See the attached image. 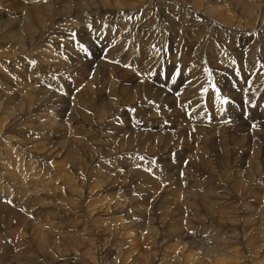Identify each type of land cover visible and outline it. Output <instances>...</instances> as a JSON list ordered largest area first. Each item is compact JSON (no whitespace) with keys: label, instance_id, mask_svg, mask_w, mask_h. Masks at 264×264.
<instances>
[{"label":"rangeland","instance_id":"obj_1","mask_svg":"<svg viewBox=\"0 0 264 264\" xmlns=\"http://www.w3.org/2000/svg\"><path fill=\"white\" fill-rule=\"evenodd\" d=\"M2 1H1V3H3L5 6L6 5L7 6L5 7L3 4L0 3L1 4L0 9H2V8L6 9L8 6L10 8H7V9H10V10L12 9V4H10V3H12V1H9V0H2ZM74 1L75 0H66L65 2H64V0H38V4L42 3L43 5L41 4V7H43L45 10L50 12L54 17L52 19L47 18V19H45L46 21L45 20L43 21L45 24V27L42 28L43 29L42 31H44V32L41 31V34L43 33L42 37L45 36L46 31H50V29L52 30L55 27L59 28V26H60V28L57 29L56 31L61 30L60 33L67 35V37L65 36V39H64L62 34L59 35L58 33H55V35H54L55 37L53 38L52 42H48V43H45L42 41L38 42L35 45L38 47V50L40 51V47H42L41 49L43 51H45V47H44L45 45L44 44L51 45L50 47L54 48L55 52L58 50L56 52L57 54L61 55L64 53L63 57L66 59H69L71 62L76 61V63H77L78 61H84V62L85 61H93L94 62V64L92 65L93 67L101 69L104 73H106V75L104 77H101V74L99 72H94L95 73V75H94V73H92L89 70L88 73L85 74V76L90 75L87 78V80H89L90 77L92 76V80H95V77H96V78H98V82H99L100 79L113 76V73L116 74V76L119 77L120 79H125L126 77H130L132 80H137V81L133 82L132 84H130V86L137 85L138 87L132 88L133 90L126 89V92H124L121 96H127L128 98H132L136 95L137 92L141 93L143 89H146V90L149 89L153 95V98L155 97L156 94H161V97L158 98L156 100V102L154 103L152 101V99H147L143 95L144 102L141 103L139 106L136 104H126L125 107L121 111H119L118 113H116L112 117L106 118L105 116L109 114V111L105 110V108H107V106H108V102L103 99L101 94L94 93L93 91H90L89 100H90V102L93 103V112H94V115L92 114L93 120L91 119L87 122L84 120L76 121L75 119H73L71 121V120L67 119V116H65L66 119L64 117V119L67 120V122L69 123V125L67 127L69 128L68 132L71 130L70 131L71 134L67 133V135L64 137L65 139H63L61 141L63 143H61L59 146H57V149L59 148L60 152H59L58 156L47 161L48 162L47 164L49 165V167H46V168L43 167L40 170V172H41V178L40 179H44V181L49 180L50 178H51V180H54V178L56 176H57V178L60 176L59 177L60 180L56 181V186L44 184L46 187H43L44 185L41 183L40 187H38V189L40 188L39 192H38V197H36V198L33 197V199L31 201H30V199L32 196L30 197V195H28L30 197V199H23V200L20 199L17 202L15 201L16 196L11 198V200L9 199L10 201L8 200V202L4 199V197H0V264H27V263L28 264H72L68 261L69 258H71V256L77 257L81 262H83V264H85V263L86 264H99L100 262H101L100 264H104L102 261L105 260V258L102 257V251H101L106 246L105 245L103 247L104 243L109 245L110 243L111 244L115 243L116 240L120 241V238H121V240L124 238L123 241L127 240V238H128V236H127V238L125 236V235H127L126 232L128 229L125 228L124 230H119L117 228L118 225L116 224V222L115 221L111 222L108 219H112V217H113V219H116V217L117 218L118 217H122V218L125 217L126 218L129 214H130L129 216H133L132 219L135 218L133 220V222L136 221V219L138 220L137 222H134L135 224H137V226L133 227L134 229H132V230H134L135 233L133 232L132 235L138 233L136 235V237L138 239L142 235H144V236H142V239L140 238V240H138L134 236H132L131 239H129V240L130 241L132 240V242L137 244V246L140 245L139 248H137L139 253L136 255L139 256L142 254L143 251L144 252H143L142 257H140L141 259L139 257L138 258L135 257V258H137L135 260L134 256L131 258L129 257L130 259L128 258L127 261L124 262L123 264H134L137 261L140 262L143 260L148 261L150 256L151 257L154 256L153 252L159 253V257H163V255H167V254L169 256L170 253L174 250L173 248H171V249L168 248L169 244L171 247H173V245H174L175 248L176 247L178 248V246L181 248L183 247L185 249L187 247L193 248L192 243L187 241L190 237L186 240H182L180 238V234L182 232L183 233L191 232L190 234H193L196 241H202L205 239H209V238H212L213 236L219 237L221 235V234L219 235V233L223 234L225 232L221 229L220 226H223L224 222L230 219V215H231L230 209H226L227 207H223L224 205H222V204H217L218 206L220 205L219 207H217L219 210L216 209L217 211H215V213L213 214L212 212H213V210H215V207L217 205L215 206V204L214 205L208 204V202H207L206 205H208V206L210 205V207L211 206L212 207L208 211V213L209 212H211V213H209V215H206L208 213H206L207 211H203L202 206H201L202 205L201 199L204 200L206 203V201L208 200V197H207L208 195H207V193H204L201 189L213 191L218 186L226 187L225 184H228V187L229 186L233 187L239 181L240 185L237 188V191H238V194L241 195L246 190L247 187L250 188L251 186H253V184L251 185L250 182H251L252 178L255 176V174L257 172L264 171V165L261 163V162L264 163V161H263L264 160V158H263L264 157V123H263L264 119L260 120L259 117L252 116L251 115L252 113L249 114L250 117L248 116V112H249L250 108L252 107V105H253L252 108L256 109L258 113H264V109L261 108L262 106L264 107V105H263L264 103L262 104V103H258L259 101H256V100H259L258 98H256V96L258 94H260L259 85L264 83V74L261 73V74L252 75L251 72H252L253 66L249 60L250 57H244L245 54L249 55L252 53H257L258 50H260V48L262 46V44L260 42L263 40V34H260V36L257 37L253 33V35L250 37V41L248 43V44H252L253 47L251 50L246 51V50H244V47H243L246 44H244L243 42H240V41H241L242 35H247V34H245V31L254 30V24L255 23H253L251 20L247 25V29L244 30L242 33H240L239 36L236 35L235 31L234 32H227L226 36H222L221 34H223L222 32L224 29H221V28H224L225 26H221L218 21L214 22V21L204 20V23L208 22V25L204 29L195 30L194 32L197 35L196 36L193 35V38H194L193 40H190V38H188L189 42H187V43L184 40H181V39H185L187 35L179 36V37H176L173 35L175 42L174 43L167 42L165 40V38H163V36H162V34H163L162 27L159 25H155L151 29L152 34L150 35V38L152 40L160 42L163 45H165L166 47H168L171 50L170 59H172V60L177 59L181 54H184V56H185L184 57V63H185L186 69H189L193 65V60L196 58V56L200 55L197 52L198 48L202 47L203 51H204L205 46H204V44H202L200 42V38L208 37V39H207V46L208 47L216 44L217 48H220L223 46V42H227L228 44H230L232 46L233 50L237 53L238 59H232V60L228 59L225 61L232 62L236 66L237 72H239L240 74L237 75V73H235L231 76V79L234 83V89H227L228 93H226V94L220 88L217 87V85L220 83V81L225 77V72L227 70L226 67L221 63V61H218V60L217 61L208 60L205 63L201 62L197 65L200 69L204 68V67H206V69H207L208 66H211L217 72L214 77H213V75L209 74V76L207 78H204V79L208 80L211 77H213V79L211 80L212 82L209 81L205 87L203 84H201L199 87V91L193 92L192 88L189 87L188 85L183 87L181 85L180 81L178 80L179 77H175V80H173V77L162 76L160 78H155L151 75H146V76H144L143 83L141 85L139 82V80H141V79L138 80L139 76L134 77V75H126V74L127 73L132 74V70L134 69V67L132 65V61L135 59V57L138 54L144 52L147 49L153 48V47L146 46V44L144 43L143 40L142 41L136 40L135 35H139L141 37L145 33L144 30L143 31L140 30L141 24L147 23L150 21L152 22V20L154 21L156 13L153 11L156 9V7H158L157 4H155V2H151L150 0H146V2L145 1L143 3L141 2L142 4L139 3L138 5H134L132 7L122 6V8H124L126 10L128 9L127 11L124 10L127 12V14H128L127 16L129 17L127 19V21L129 22L128 28L130 29V28H132L133 24L135 25V27L133 26V28H135V30H136L135 35H133L135 40L130 39L128 36H124V34H125V32H127L128 28L126 26H122V25L119 26L118 25L119 23L116 20L106 19V20L98 23V26H97L98 29H95V30L97 32H99L98 30H101L103 33L107 32V33H109V37L104 35L105 33L102 35V33L99 32L101 35L100 39L96 38L94 40V41L99 43V46L97 45L99 47V49L97 50L95 57H93V54L89 50V47H86L88 49L87 52H83L80 49H78V46L76 45L77 44V38H75V36L78 37V35H79L78 38L81 39L80 33H82L77 28H80V30H82V29H86L87 26L90 27L91 25L89 26L87 24V22H86L87 18L84 19L83 17H80L82 15H80L76 12L77 1L79 2V0H77L75 2ZM189 1L190 0H188V2ZM242 1L243 0H240L239 2H241L243 5ZM167 3H169V2H167ZM144 4H146V6H150L149 10H147V8L145 6L144 8H146V9L142 8L139 11V13L136 14L137 9L141 8ZM169 4H172V3L170 2ZM112 7H115V6H111V8ZM131 8H133V9H131ZM68 9H70L71 12ZM13 10H15L14 7H13ZM244 10H247V8H245ZM141 11H143V12H141ZM145 13H146V15H145ZM60 16H62L66 20L64 22L59 21V19H61ZM69 16H70V19H69ZM142 16H144V18ZM234 17H236V16H234ZM139 18L141 19L140 21H142V22L141 23H140V21H138L139 23L135 22L136 19H139ZM49 19L55 20V21L58 20L59 22H56L54 25L53 23H51V20H49ZM103 19H105V18H103ZM69 20H71V21H69ZM118 20H119V22H121V20L119 18H118ZM45 22L48 24H46ZM66 22H68V24H65ZM71 22H72V24H71ZM76 22H77V24H76ZM212 22H213V26H212ZM57 25H58V27H57ZM231 26L232 27L230 29H232V30L234 28L240 29L242 27V24H235L234 22L231 21ZM62 27L63 28L65 27L67 29L65 30V28L63 29ZM76 30H77V33H76ZM70 32H71V34H70ZM71 35H72V37H70ZM56 37H58V38H56ZM50 39H52V37ZM65 40H67L69 42L67 43ZM70 40H72V41H70ZM106 40H109L108 46H104V42ZM121 40L126 41L127 44L125 45V48L121 47L123 45V42ZM54 41H56V42H54ZM114 41L118 43V49H116L113 52H110V49H108V47ZM62 42H65V44ZM258 43H260L259 47H257ZM58 47H59V49H58ZM71 48H73V49H71ZM60 49H62V50H60ZM63 49H64V51H63ZM38 50L36 49L33 51V53L30 51L31 53L28 52L26 54H29V53H30V55L38 54V53L40 54L41 52H39ZM73 50H75L76 52L75 51L72 52ZM60 51L62 53H59ZM65 52H67V53H65ZM70 54H73V58H71L72 55H70ZM74 54L76 56H74ZM74 57H76V58H74ZM17 58H19V56ZM24 58L26 59L27 57H24ZM12 60L16 61L15 58ZM66 61H68V60H66ZM106 63L110 66L117 67L118 70L114 71V70L109 69L108 67L105 66ZM206 65H208V66H206ZM86 66H89V65H86ZM73 68L75 69V72H76V71H78V69L81 68V64H79V65L76 64V65H74ZM47 72H48L47 74H40L38 77L39 78H49L51 76L50 78H53V80L59 81L60 79L58 77H56V75H58V76H61L62 78L64 76V78L62 79L64 82H66V81H67V83L69 82L70 87L68 86L67 90H69L68 92L71 93V96H72V97L71 96L69 97V99H71V101H72V104H70L71 105L70 107H72V110H69L70 113H68V114L72 115L73 110H74V113H78L79 108H78V106L75 105V102H74L75 99H73V96H75L76 93H80V94L83 93L84 92L83 90H86L87 88L90 87L89 85L86 84L87 82H85L83 80V76L80 78V76H78L77 74H74V75H70V76L66 77V74H62L60 72V68L58 66L51 67ZM178 72H177L176 76H179V74L182 73V72L180 73L179 69H178ZM243 73H247L250 75L246 78L245 76H243ZM42 75H44L45 77ZM75 75H77V76H75ZM187 78H188L187 75H185L184 79H187ZM80 79L83 81L81 82ZM77 80H78V82H77ZM213 80L216 83L215 89H213V87H212ZM151 81L154 84L150 87L149 84L151 85ZM67 83H65V85H64V83L63 84L56 83V84L61 89H64L66 87ZM77 83L78 84L81 83V84L77 85ZM134 83H136V84H134ZM74 84H76L79 87L77 88L76 85H75L76 86L75 87ZM99 84H100V82H99ZM146 84H148V85H146ZM73 86H74V88L72 89ZM99 86L101 88H105L106 84L105 85L100 84L97 87H99ZM91 87H93V86H91ZM156 88L160 89V91ZM89 89H87V90H89ZM204 89H207V91H203ZM209 90H211L210 93H209ZM61 91L60 92L56 91L58 93H56L55 91H51L50 93L55 94V96L57 97V96H60ZM217 91L219 92L220 99H217ZM195 92H197L198 94L196 93V95H195ZM242 93H243L244 97H242ZM62 94H63V98H62V96H60L61 97L60 101H63L64 99H66V95L64 93H62ZM229 94H230L231 98L234 100L236 99L235 96L240 94L241 98H239V101L237 102L236 106L238 108H241L244 115L246 116V119L244 122H242L243 120L239 121L237 119V120L232 121L231 119H229L234 114L230 110V106L228 105V102H227V104L220 102L221 99L225 98ZM193 97H198V106L192 105L191 99ZM48 99L50 100V98H42V100H45L43 103L46 104ZM236 100H238V99H236ZM263 101L264 100H262L261 102H263ZM64 102L67 103L66 101H64ZM65 103H63V104H65ZM145 103H149L148 105H146V106H148L147 107L148 109L151 107V105L158 106V104L160 105V103H164V105H165L164 113L163 114L158 113V114H155L153 116H148L147 115L148 112H147V114L141 115L140 111H139V107L144 106ZM259 104H260V106H259ZM259 109H261V110H259ZM123 111H126L127 114H123ZM219 112L221 114H219ZM251 116H252V119H251ZM99 117H100V119H99ZM218 118H220V119H218ZM224 118H226V119H224ZM254 118H255V120H254ZM248 120L251 121V125L249 124L247 126ZM219 121H220V124H218ZM222 121H224V122H222ZM244 123H246V125L242 126ZM80 124L82 126H80ZM236 125H237V127H240V126L242 127L241 130L243 133H248L251 136L253 135L254 137H251V140L253 138H255V140H257L260 143L259 148L256 145H251V148H250V146H247V145L243 147V148L247 149L246 152H250V153H253L254 151L256 152L255 157H253L252 161H250V163H249L251 165L250 170H247L244 167H238L237 168V165H236L237 162H239L238 158L241 156L239 151H240L242 145L238 146L235 142V149H236L235 150L233 145H232L234 143H231V142H233L231 139L222 140L223 143H221L222 142L221 140L219 141L218 139L215 138L218 135V133L221 132L222 130H226V129L229 130L232 128H236ZM78 128H79V130H77ZM194 128H195V131H194ZM190 130H191V132H190ZM126 131H127V133H126ZM195 132H201V133L204 132V136L205 137L207 136V137L204 138L205 140L198 138L197 141H192L195 137ZM252 132L253 133L256 132V133L252 134ZM132 133H136L135 134L136 138H138V134L143 136L142 140L140 142L132 140L131 139ZM262 134H263V136H262ZM67 136H69V137H67ZM228 138H230V137H228ZM189 140L191 143L189 142ZM64 141H66V142L64 143ZM218 141H219V143L217 144L216 142H218ZM225 141H226V143H225ZM187 142L190 144H187ZM207 142L210 144L209 145L205 144ZM253 142L254 141H252L251 143H253ZM212 143H214L213 144L214 147H213ZM221 145L224 147L225 150H223V147ZM205 146H207V147H205ZM180 147H183V151H180ZM201 147L202 148L204 147V148L202 149ZM218 147H219V149H218ZM255 147H257V149H255ZM68 148H69V150H68ZM190 148H192V150L190 151L192 156L188 155L186 157L185 152L188 151ZM226 149H227V151H226ZM228 149L230 152L228 151ZM220 151L223 153L221 154ZM236 151H238L236 154L239 157H237V155L235 154ZM66 152H67V155H66ZM233 153H234V155H233ZM204 154L205 155L208 154V155L204 156ZM219 154L221 156H219ZM231 156L233 157L232 159L234 161L231 159ZM204 157H206V158L204 159ZM245 159H247V157ZM132 160L134 162H132ZM194 161H196V162H194ZM223 161H225V162H223ZM256 161L258 163L260 162L259 164H260V166L261 165L262 166L261 167L260 166L254 167V165L257 163ZM8 162H10V160L7 161L6 164ZM11 162L13 164L12 167H7V166L2 167L1 172L3 173V175L5 173H8V175L18 173V170H19L18 165L14 161H11ZM129 162H131L132 164ZM200 162H204L205 165L204 166L200 165L199 164ZM206 162H207V164H206ZM229 162H230V164H229ZM235 162H236V164H235ZM253 162H255V163H253ZM139 163L141 165H138ZM110 164H112V166H113L112 172L115 173L113 176H112ZM212 165H213V167L216 168V170H215V168L212 167ZM52 166H54V167H52ZM192 167H194V168H192ZM217 167H219V168H217ZM258 167L259 168L263 167V168L259 169ZM86 168H89V169H86ZM23 169L26 170L27 168L26 167L24 168V166H23V168H21L20 170H23ZM52 169H54V170H52ZM210 169L211 170L213 169L212 172ZM71 170H72V172H71ZM120 170H122V171L120 172ZM217 170H219V172H217ZM223 170H225V171H223ZM109 171L111 173H109ZM185 171L187 172V174ZM192 171H195V172H192ZM68 172L70 173V175H72L74 177H71L70 175H66V174H68ZM77 172L79 175H77ZM86 172H87V174H86ZM100 172H101V174H100ZM103 172H104V174H103ZM213 172H214V174H213ZM74 173H75V175H74ZM97 173H99V174H97ZM106 173H107V175L110 174L109 177H112V178H111V182H110V178H108V180L104 178L103 179L104 182L106 181L105 185H108L107 182L113 183L112 187L114 186L113 189H115V190H113V193H115L117 195H113V196L108 195L107 196L106 195L107 192H104L100 196H96L95 198L93 197L92 199L101 198V197L107 198V200L104 201V203L101 207L105 213H106V211H105L106 207L105 206L107 204H110L113 206L115 204V202L118 203L120 207H121L122 203H124V205H122L123 210L121 207L120 212L114 211V212L109 213L106 217H102V218H100L99 216H94L92 219H88V222L86 223L87 220L85 218L87 215H89L88 212H90V211H88L86 213L84 206L81 205V203H80L81 201L75 195V193L73 191H72L73 193L71 192L72 194L70 193V191L68 192L67 185H65V184H67L66 181H68L67 180L68 178H66V177H70L69 180L71 182L70 181H68V182L73 183L74 185L77 186L78 182H75V180H76V179H74L75 176H77L76 178L78 180L81 177L84 178L83 176L86 177L87 175L88 176L86 178H88L92 175V176H94V179H96V178H100L102 176L106 177L107 176ZM120 173H122V174H120ZM192 173H195V174L192 175ZM201 173H202V175H201ZM61 174L64 176H62ZM198 175H199V178H198ZM208 175H210L211 178ZM216 175L218 177H216ZM79 176H80V178H78ZM232 176L234 177L235 180L231 179ZM113 177H119L120 179L117 182H114L117 179H114ZM203 177H205V178H203ZM226 177L227 178L230 177L229 178L230 181ZM242 177L244 179H241ZM217 178L219 181L216 180ZM40 179H39V181H36V183L40 184ZM194 179H196V180H194ZM207 179H209V180H207ZM211 180H212L213 184H212ZM189 181L190 182L194 181L195 183L194 182L189 183ZM203 181L204 182L208 181V182L204 183ZM220 181H222V182H220ZM217 182L218 183L220 182L221 184L220 183L218 184ZM223 182H226V183H223ZM60 183L62 184V186L61 185L58 186ZM138 183L142 184V186L139 188L135 187ZM258 183H260V185L258 187L259 190L256 188V189L250 191V194L252 193V195H251V197H247V199H248L247 202H250L252 204H257V205H260V203H261V205L259 206L260 209L257 210V215L255 214L256 213V210H255V212L251 211L252 213L251 212L249 213V215H248L249 217L245 216L246 223L251 225L252 228L258 227L259 224L264 225V223H263L264 222V212H262L264 210L263 209V206H264V199H263V197H264V179L259 180ZM206 184H207V186H205ZM202 185L205 187H203ZM209 185L211 187H209ZM216 185H217V187H215ZM116 186H118V187H116ZM212 186H214V187H212ZM166 187H169L170 190L165 194ZM198 187H199V189H198ZM130 188H132L134 190H132ZM261 189H263V190H261ZM16 190L20 191L21 189H16ZM42 190L44 193L42 192ZM54 190H56V191L54 192ZM196 190L198 192H196ZM129 192H131V194H129ZM186 192H192L195 195L194 194L192 195V193H190L191 195L185 194ZM254 192L256 194H253ZM57 193H58V195H57ZM66 193H68V194H66ZM39 194H41V195H39ZM73 194L75 195L74 197H73ZM122 194H126L127 196L125 195L126 198L125 197L122 198L123 202L121 203L120 196ZM163 194H165V196L161 198L160 195H163ZM61 195L63 197L65 195H67L65 197L69 198V199L66 200V198H64L65 199L64 200L63 198H61ZM187 195H189V196H187ZM52 197H53V199H52ZM40 198L44 199L42 201V203L37 201V199H40ZM57 198H59V199H57ZM133 198L134 199L136 198L135 201H137V202H133ZM108 199L111 200L110 201L111 203H108ZM193 199L195 201L197 199H199V201L201 203L194 202ZM251 199H253V200H251ZM68 200L71 202H69ZM90 200H91V197H89V201ZM178 200L183 201L182 207L180 206L181 201L178 202ZM210 200H211V197H210ZM11 201H13L14 203L9 204V202H11ZM131 201H132V203H130ZM186 201H188V202H186ZM190 201L194 204L190 203ZM60 202H62V203H60ZM161 202H163L164 204L162 203L163 204L162 205ZM65 203L68 206H66ZM71 203H74V204H71ZM75 204H77L78 206ZM74 205H75V207H74ZM191 205L194 208H196L195 211ZM195 205L199 206V208L196 207ZM125 206H126V208H125L126 210H124ZM221 206L224 208V210ZM78 207H80L81 210ZM213 207H214V209H213ZM45 208L48 211H50V210L51 211H59L60 210V212H58V213L60 215L62 213L65 215V216L62 215L63 217L59 218L58 219L59 221L58 220L55 221L56 223L53 226L54 229L52 228L53 224H50V219L52 217L45 218L44 215L41 214L40 212H35L38 210H44ZM58 208H59V210H56ZM99 208H100V205L97 206V209H99ZM139 208H140V210H139ZM146 208L149 211H147ZM191 208H193V209H191ZM65 209L69 210V211L67 212ZM72 209H74V212ZM75 209H76V211L78 210L79 212L77 211V213H76ZM137 209H138V211H137ZM143 209H146V210H143ZM189 209H191L193 211H189ZM83 210L86 214L85 218L83 217L84 216V212H82ZM197 210H198V212H197ZM146 211L149 213H147ZM202 211L205 214H202ZM219 211L223 214L225 212V214H224L225 216L223 215L224 216L223 217L219 213ZM80 212H82V213H80ZM190 212H192V213L190 214ZM194 212H195V214H194ZM68 213H73V214H71L72 216L71 215L67 216ZM90 214L93 215V212H90ZM132 214H134V215H132ZM188 214H190V215H188ZM250 214H252V215L250 216ZM192 215L194 216L195 219L193 218ZM210 215H212V217ZM259 215L260 216L262 215V218H260ZM190 216L192 217V219ZM208 216H210L211 220H213L214 222L209 220L210 218ZM67 217H68V219H67ZM75 217H77L79 219H77ZM81 217H83V218H81ZM201 218H204V219H201ZM31 219H33L34 221ZM53 219L54 218H52L51 220H53ZM60 219H61V221L63 219L62 223H61ZM69 219H70V221L71 220L72 221L70 222ZM187 219H188V221H187ZM255 219H258V220H255ZM259 219H261V220H259ZM77 220L79 221V223L83 227H81L80 224L77 222L74 223V221H77ZM90 221H92V222H90ZM215 221H217L219 223L221 222V223L219 224V223H216ZM231 221L232 220L229 221L230 225L233 224V222H231ZM254 221H255L256 225H255ZM95 222H97L96 225L98 224V222L103 224V225L99 224L100 226H98V225L95 226ZM31 223L32 224L34 223L33 226L31 225ZM65 223H66V225H65ZM69 223H71V224H69ZM90 223H92V224H90ZM195 223H197V224L195 225ZM243 223H244V219H243ZM75 224H77V225L79 224L78 225L79 228L77 227V225L74 226ZM88 224L90 226H88ZM207 224L210 227L211 226L212 227L210 228L209 226H207ZM215 224H216V226H215ZM49 225H50V227H47ZM58 225L60 226L59 227L60 229H57ZM93 226H95V227H93ZM71 227H73V228H71ZM96 227H98V228H96ZM101 227H102V229H101ZM47 228H49V229H47ZM81 228H83V230H82L83 233H82V231L80 232ZM93 228H95V229L93 230ZM179 228H181V230L182 229H185V230H182L180 234L178 233L179 235L175 234L176 236L173 235L175 237H172L171 232H173ZM209 228H210V230H209ZM72 229H74V230L76 229L75 230L76 232L71 231ZM87 229L93 230L94 233H93V231H90V230L89 231L91 233L89 231L86 232ZM96 229H98L99 231ZM108 229H110V230H108ZM187 229L189 232L187 231ZM211 229H213V230L211 231ZM48 230H50V231H48ZM60 230H61V232H60ZM67 230H70V232ZM84 230H85V232H84ZM214 230L216 233L214 232ZM41 231H43V232L41 233ZM46 231H48V232H46ZM65 231H67V232H65ZM77 231H78V233H77ZM210 231H211V233H210ZM227 232L228 233L231 232L230 229H229V231L227 230ZM40 233L43 235H41ZM46 233L47 234L49 233V235H46ZM109 233H110V235H109ZM202 233H204V234H202ZM66 234H68V235H66ZM88 234H91V235L89 236ZM106 234L109 236H107ZM217 234L219 236H217ZM69 235H71V236H69ZM148 235H150V236H148ZM114 236H116L117 238ZM145 236L149 237V238L146 239ZM161 236H162L161 239L166 238L167 240L163 239V240H165V241H163V245L158 246L157 241L160 240ZM48 237H50V238H48ZM143 237H145L146 240L151 241L150 244H148L149 242L147 241L145 243L146 244L145 245L143 242H145L146 240ZM150 237H153V238L150 239ZM133 238L135 240H133ZM46 239H48L49 243L46 241ZM68 239H69V241H68V243H66V241ZM83 239H85L86 241H84ZM103 239H106V240H103ZM114 239H115V241H114ZM96 240H98V241H96ZM142 240H144V241L142 242ZM152 240H153V242H152ZM127 242H128V240H127ZM182 242L183 243L185 242L184 246L182 245ZM65 243H66V245H65ZM138 243H140V244L138 245ZM151 243H154L155 245L151 244ZM45 244H47V246ZM77 245H78V247H77ZM86 246L88 247L90 252ZM150 246H152V247H150ZM203 246L205 248L207 247L205 245H203ZM208 246L214 247V243H211V245L208 244ZM43 247H45V248H43ZM50 248H51V250H49ZM58 248H59V250H58ZM100 248H102V249H100ZM124 248H125L124 250H126V249L130 248V246L126 245V247H124ZM142 248H143V250H142ZM145 248H147L148 251H147V249L144 250ZM166 248H168V250H165ZM67 249H69V250H67ZM70 249H71V252L73 254L70 252ZM80 249L83 251H85V249H86V251H85L86 255L84 252H81ZM72 250L75 251V253ZM97 251H99V252H97ZM51 252H52V254L54 252L55 253L52 255ZM120 252H122V251H120ZM147 252L148 253L150 252V253L148 254ZM117 253H118V251L116 252V255H117ZM56 255H58V256H56ZM82 256H83V258H82ZM43 258H45V259H43ZM99 258H100V260H99ZM122 259L123 258H121V256L116 257L114 259L112 258V260L115 261V263L112 262V264H120L123 262ZM86 260H88V261H86ZM90 260H92V261H90ZM112 260H110L109 262L108 261L105 262V264H111ZM212 261H215V260L212 259ZM116 262H118V263H116ZM170 262H171V264H173L172 259L170 260Z\"/></svg>","mask_w":264,"mask_h":264},{"label":"bare ground","instance_id":"obj_2","mask_svg":"<svg viewBox=\"0 0 264 264\" xmlns=\"http://www.w3.org/2000/svg\"><path fill=\"white\" fill-rule=\"evenodd\" d=\"M1 1L2 0H0V3H1ZM9 1H12V3H10V4H12V9L11 10L7 9V8H10L9 6L6 9L5 8L0 9V197H4V199L8 202L9 199L11 200V198L16 196L15 201L17 202L20 199L21 200L30 199V197L32 196L31 199H30V201H31L33 199V197L34 198L38 197V192H39V189H40V188L38 189V187H40L41 183L43 185L46 184V185H51V186L55 185L56 186V181L60 180L59 179L60 176L58 178L56 176L54 178V180H51V178H50L49 180L44 181V179H40L41 178L40 170L43 167H45V168L49 167V165L47 164L48 163L47 161L52 159V158H54V157H56V156H58L60 151H59V148L57 149V146H59L61 143H63L61 141L63 139H65L64 137L67 135V133L71 134L70 133L71 130L68 132L69 128L67 126L69 125V123L67 122V120H65L66 119L65 116H67V119H69L71 121L73 119H75L76 121L84 120V121H87V122L89 120H91V119L93 120V116H92V114L94 115L93 103L90 102V100H89L90 91H93L94 93L101 94L103 99L108 102V106H107V108H105V110L109 111V114L105 116L106 118L112 117L113 115H115L116 113L121 111L125 107L126 104H136V105L139 106L141 103L144 102L143 95L147 99H152V101L155 103L156 100L161 97V94H156L155 97L153 98V95H152V93H151V91L149 89H147V90L143 89L141 93L137 92L136 95L134 97H132V98H128L127 96H121L124 92H126V89L133 90L132 88L138 87L137 85L130 86V84H132L133 82H135L137 80H132L130 77H126L125 79H120L113 72H112L113 76L108 77V78L100 79V81H99L100 84H104V85L106 84L105 88H101L100 86L97 87L98 85H100L99 82H98V78L95 77V80H92V76H91L90 79L87 80V78L90 75L85 76V74L88 73V71L90 70L92 73L99 72L101 74V77H104L106 75V73H104L101 69L93 67L92 66L94 64L93 61H85V62L84 61H78L77 63H76V61L71 62L69 59H66V58L63 57L64 53L61 54V55L57 54L56 52L58 50L55 52L54 48L50 47L51 45L44 44L45 46L44 45L43 46L45 47V51H43L41 49L42 47H40V51H39L38 47L35 46L38 42H41V41L45 42V43L52 42L53 38L55 37L54 36L55 33H58L59 35L62 34V33H60L61 30L60 31H56L57 29L60 28V26H59V28L55 27L52 30L50 29V31H46L45 36L42 37L43 33L41 34V31L43 30L42 28L45 27V24H44L43 21L45 19H47V18H51V19L54 18L53 15L50 12H48L43 7H41L42 3L38 4V0H9ZM65 1L66 0H64V2ZM75 1H77V0H75ZM144 1L146 2V0H79V2L77 1V10H76V12L78 14L82 15L80 17H83L84 19L87 18V20H86L87 24L89 26L91 25L90 27L87 26L86 29H82V30H80V28H77V29H79V31L82 32V33H80L81 34L80 35L81 39L78 38L79 35H78V37L75 36V38H77V44L76 43L75 44L78 46V49H80L79 44H83L85 47H89V50L92 52L93 57H95V54H96L97 50L99 49V47H98L99 43L94 41V40L96 38L100 39L101 35H100L99 32H101L102 35L105 33V32L103 33L101 30H98L99 32H97L95 30V29H98L97 28L98 23H100V22H102V21H104L106 19L116 20V21H118V23H119L118 25L119 26L122 25V26H126L128 28L129 22L127 21V19L129 17L127 16L128 14L126 12L128 9L126 10V9L122 8V6L132 7L134 5H138L141 2L143 3ZM150 1L151 2H155V4H157L158 7H156V9L153 7L155 9L153 12L156 13L154 21L151 19L152 22L150 21V22L141 24V26L139 25L140 26V30H142V31L144 30L145 33L141 37L139 35H135L136 30H135V28H133V26L135 27V25L132 23L133 24L132 28H130V29L128 28L127 32H125V34H124V36H128L130 39H134L135 40V38H136V40H141V41L143 40L144 43L146 44V46L153 47L152 49H147L144 52L138 54L135 57V59L132 61V65L134 67V69L132 70V74L131 73H127L126 74V75H134V77L135 76H137V77L139 76L138 80L141 79V80H139L141 85L143 83V78L146 75H151V76H153L155 78H160L162 76H164V77H173V76H175V77H179L178 80L180 81V83H181V85L183 87L188 85L189 87L192 88L193 92L194 91H199L200 85L203 84L204 87H205L208 84V82L213 79V77L216 75L217 72L211 66L206 65V66H208L207 71H206V67L200 69L197 65L199 63H201V62L205 63L208 60H214V61L218 60V61H221V63L226 67L227 70L225 72V77L220 81V83L217 85V87L220 88L225 94L228 93L227 89H234V83H233V81L231 79V76L233 74L237 73V69H236V66L232 62L225 61V60H228V59L232 60V59H238V58H237V53L233 50L232 46L230 44H228L227 42H223V46L220 47V48H217L216 44L213 45V46L208 47L207 46L208 37L200 38V42L202 44H204V46H205L204 51H203L202 47H199L197 52L200 55L196 56V58L193 60V65L189 69H186L185 68V63H184V57H185L184 54H181L177 59H173L172 60V59H170L171 50L168 47H166L165 45H163L162 43L157 42L155 40H152L150 38V35L152 34L151 33L152 32L151 29L155 25H159V26L162 27V31H163L162 36H163V38H165V40L167 42H169V43H174L175 42V40L173 38V35L176 36V37L187 35L185 39H181V40H184L187 43V42H189L188 38H190V40H193L194 39L193 35L194 36L197 35L194 32L195 30L204 29L208 25V22L204 23V20L214 21V22L218 21L221 26H225L226 28L225 27L224 28L220 27L221 29H224L223 32H222L223 34H221L222 36H226L227 32H234V31H235L236 35L239 36L240 33H242L244 30L247 29V25L250 22V20L253 23H255L254 24V30L245 31V34H247V35H242L240 42H243L244 44H246V45L243 46L244 50H246V51L251 50L253 45L252 44H248L249 41H250V37L253 35V33L257 37H259L260 34H263V40L260 42L262 44L260 50H258L257 53H252V54H249V55L245 54L244 57H250L249 60H250V62L252 64V66H253L252 72H251L252 75L261 74V73L264 74V0H243L242 1L243 5H242L241 2H239L240 0H190L189 2H188V0H150ZM167 2H169V3L171 2L172 4H169ZM1 4H3V3H1ZM111 6H115V7L111 8ZM145 6H146V4H144L141 8L137 9L136 14H138L139 11L142 8H144ZM13 7L15 8V10H13ZM149 7L150 6H146L147 10H149ZM133 8H131V9H133ZM146 8H144V9H146ZM245 8H247V10H244ZM68 10L70 11V9H68ZM124 10H126V11H124ZM141 12H143V11H141ZM145 15H146V13H145ZM144 16H142V17L144 18ZM234 16H236L237 18L234 17ZM60 18L61 19H59V21H61V22H64L66 20L62 16H60ZM103 18H105V19H103ZM118 18L121 20V22H119ZM51 19H49V20H51ZM69 19H70V16H69ZM71 20H69V21H71ZM140 20H141L140 18L136 19L135 22H138ZM59 21L58 20L57 21L51 20V23H53L55 25V23L59 22ZM231 21L234 22L235 24H242V27L240 29H235V28L233 30L230 29L232 27L231 26ZM77 22H76V24H77ZM141 22L142 21H140V23ZM46 24H48V23H46ZM65 24H68V22H66ZM71 24H72V22H71ZM212 26H213V22H212ZM57 27H58V25H57ZM66 29L67 28H65V30ZM42 32H44V31H42ZM76 33H77V30H76ZM70 34H71V32H70ZM62 35H63L64 39H65V36L67 37L66 34H62ZM104 35L109 37V33H107V32ZM133 35H135V38H134ZM51 37H52V39H50ZM70 37H72V35ZM56 38H58V37H56ZM67 40H65V41L68 43L69 41H67ZM56 41H54V42H56ZM70 41H72V40H70ZM122 42H123V45L121 47L125 48V45L127 43H126V41H122ZM62 43L65 44V42H62ZM260 43L257 44V47H259ZM108 45H109V40H106L104 42V46H108ZM36 49L39 52H41L42 54L38 53V54L30 55V53L31 52L33 53V51L36 50ZM58 49H59V47H58ZM71 49H73V48H71ZM108 49H110V52L115 51L116 49H118V43L115 42V41L112 42L110 44V46L108 47ZM60 50H62V49H60ZM63 51H64V49H63ZM74 51L75 50H73L72 52H74ZM28 52H30V53L26 54ZM59 53H62V52L60 51ZM65 53H67V52H65ZM70 55H72L71 58H73V54H70ZM18 56H19V58H17ZM74 56H76V55L74 54ZM24 57H27V58L25 59ZM14 58L16 59V61L12 60ZM74 58H76V57H74ZM66 60H68V61H66ZM33 62H35V63H33ZM75 63L78 64V65L81 64V68L80 69L77 68L78 71H76V72H75V69L73 68L74 65H76ZM86 65H89V66H86ZM53 66H58L60 68V72L62 74H66V77L70 76V75H74V74H77L78 76H80V78L83 76V80L85 82H87L86 83L87 85L90 86L89 87L90 89L87 88L88 86L86 87L89 90H87V89L83 90L84 91L83 93H81V94L80 93H76L75 96H73V99H75V101L74 100L73 101L75 102V105L78 106V108H79L78 109L79 110L78 113H74V110H73L72 111V115L68 114V113H70L69 110H72V107H70L71 106L70 104H72V101H71V99H69V97L71 96V93H69L68 92L69 90H67L68 86L70 87V84H69V82L67 83L66 80H65L66 82H64L62 80L64 78V76L62 78L61 76L56 75V77H58L60 79L59 81L53 80V78H50L51 76L49 78H39L38 77L40 74H47L48 73L47 71ZM105 66L108 67L111 70H114V71L118 70L117 67L110 66L107 63L105 64ZM178 69H179L180 73L181 72L182 73L179 74V76H176V74L178 72L177 71ZM209 74L213 75V77H211V78L209 77L210 79H208V80L204 79V78H207L209 76ZM77 75H75V76H77ZM94 75H95V73H94ZM185 75H187V77H188L187 79H184ZM249 75L250 74L243 73V76H245L246 78ZM42 76H44V75H42ZM83 80L80 79L81 82ZM62 82L64 83V85H65V83H67V85H66V87L64 89H61L56 84V83L63 84ZM77 82H78V80H77ZM79 84H81V83H79ZM79 84L77 83V85H79ZM134 84H136V83H134ZM153 84L154 83L151 81V85L149 84V86L151 87ZM75 85L76 84H74V86ZM146 85H148V84H146ZM213 85L216 86V83H215L214 80H213ZM74 86L72 87V89L74 88ZM91 86H93V87H91ZM78 87L79 86H77V88ZM156 89H158V88H156ZM158 90L160 91V89H158ZM259 90H260V94H258L256 96V98H258L259 100H256V101H259L258 103H262L263 104L264 101L263 102H261V101L264 100V95H263L264 94V83L259 85ZM51 91H55V92L56 91H58V92L61 91L60 96H62V98H63V94L62 93H64L66 95V99H64V100L62 99L63 101H60L61 97L60 96L56 97L55 94L50 93ZM58 92H56V93H58ZM210 92H211V90H209V93ZM196 93L197 92H195V95H196ZM226 97L228 98V105L230 106V110L234 114L229 119H231L232 121L238 119L239 121L243 120L242 122H244L245 119H246V116L244 115V113L241 110V108H238L236 106L237 102L239 101V98H241L240 94L235 96L236 99H238V100L232 99L230 94L227 95ZM242 97H244L243 93H242ZM42 98H50V100L48 99L47 103L45 104V103H43L45 100H42ZM64 101H66L67 103H65ZM63 103H65V104H63ZM191 103H192V105L198 106V97H193L191 99ZM148 104L149 103H145L144 106L139 107V111H140L141 115H145V114H147V112H148V114H147L148 116H153V115L158 114V113L159 114H163L164 113V110H165L164 103H160V105L157 103L158 106L151 105V107L149 109L147 108L148 106H146ZM259 106H260V104H259ZM252 107H253V105H252ZM252 107L250 108V110L248 112V116H249V114L252 113L251 114L252 116L259 117L260 120L264 119V113H258L257 110L252 108ZM261 108L264 109L263 106ZM259 110H261V109H259ZM123 114H127V112L123 111ZM219 114H221V113L219 112ZM252 116H251V119H252ZM64 117H65V119H64ZM99 119H100V117H99ZM218 119H220V118H218ZM224 119H226V118H224ZM254 120H255V118H254ZM222 122H224V121H222ZM247 123H248L247 126L249 124L251 125V121L250 120H248ZM218 124H220V121L218 122ZM245 125H246V123H244L242 126H245ZM80 126H82V125L80 124ZM79 128L77 130H79ZM241 128H242L241 126L237 127V125H236V128H232V129H229V130H227L225 128L226 130H222L221 132H219L218 135L215 138L218 139L219 141L220 140L222 141V140L231 139L233 141L231 143H234V144H232L234 149H235V142H236V144L238 146L242 145L241 149L239 151L241 156L239 157L236 154L238 151L235 152L237 157H239L238 158L239 162H237V164L235 162V164L237 165V168L238 167H244L247 170H250L251 165L249 163H250V161H252L253 157H255L256 152L255 151L253 153L246 152L247 149H245L243 147L247 145V146H250V148H251V145H256L259 148L260 143L257 140H255V138H253L251 140V137H254V136L253 135L251 136L248 133H243ZM194 131H195V128H194ZM190 132H191V130H190ZM126 133H127V131H126ZM254 133H256V132H254ZM254 133L252 132V134H254ZM135 134L136 133H132L131 134V139L134 140V141L140 142L142 140L143 136L138 134V138H136ZM262 136H263V134H262ZM67 137H69V136H67ZM206 137L204 136V132L203 133L195 132V137H194V139L192 141H197L198 138L199 139H204ZM228 137H230V138H228ZM219 141L216 142V143L218 144ZM252 141H254V142L251 143ZM65 142L66 141H64V143ZM189 142H190V140H189ZM190 143L187 142V144H190ZM221 143H223V141ZM225 143H226V141H225ZM205 144L209 145L210 143L207 142ZM213 144L214 143H212V145ZM205 147H207V146H205ZM213 147H214V145H213ZM257 147H255V149H257ZM218 149H219V147H218ZM68 150H69V148H68ZM191 150H192V148H190L188 151L185 152V156L186 157L188 155L192 156V154L190 153ZM223 150H225L224 147H223ZM180 151H183V147H180ZM226 151H227V149H226ZM228 151H229V149H228ZM67 152H66V155H67ZM222 153L223 152H221V154ZM207 155L204 154V156H207ZM233 155H234V153H233ZM219 156H221V155L219 154ZM246 157H247V159H245ZM205 158L206 157H204V159ZM232 158L233 157L231 156V159ZM9 160H10V162H8L6 164V162L9 161ZM11 161H14L18 165V167H19L18 173H15V174H12V175H8V173H5L3 175V173L1 172L2 167L3 166L12 167L13 164H12ZM132 162H134V161L132 160ZM194 162H196V161H194ZM223 162H225V161H223ZM129 163H131V162H129ZM253 163H255V162H253ZM259 163L257 162L254 165V167L260 166ZM261 163L264 165L263 162H261ZM199 164L203 165V166L205 165L204 162H200ZM206 164H207V162H206ZM229 164H230V162H229ZM138 165H141V164L139 163ZM23 166H24V168L26 167L27 169L26 170H24V169L20 170L21 168H23ZM110 166H111V172H112L113 166H112V164H110ZM52 167H54V166H52ZM212 167H213V165H212ZM192 168H194V167H192ZM213 168H215V167H213ZM217 168H219V167H217ZM262 168H259V169H262ZM54 169H52V170H54ZM86 169H89V168H86ZM212 170H211V172H212ZM215 170H216V168H215ZM121 171L122 170H120V172ZM195 171H192V172H195ZM223 171H225V170H223ZM71 172H72V170H71ZM87 172H86V174H87ZM111 172L109 171V173H111ZM217 172H219V170H217ZM75 173H74V175H75ZM97 174H99V173H97ZM100 174H101V172H100ZM103 174H104V172H103ZM114 174L115 173L112 172V176ZM120 174H122V173H120ZM186 174H187V172H186ZM194 174L195 173H192V175H194ZM213 174H214V172H213ZM66 175H70V173L68 172V174H66ZM77 175H79L78 172H77ZM106 175H107V173H106ZM109 175L110 174H108L106 177L102 176L100 178H96L95 177L96 179H94V176H92V175H91L92 177L90 176L88 178H86L88 175L86 177L83 176L84 178H82V177L80 178V176H79L78 177V178H80L79 180L76 178L77 176H75V178H74V179H76L75 182H78V184H79V185L77 184V186L74 185L73 183H70L71 182L69 180L70 177H66V178H68L67 180L70 181V182L66 181L67 184H65V185H67L68 192L70 191V193H71L73 191L75 193V195L80 199L81 205L84 206V208L86 210L85 211L86 213L88 211L93 212V215L90 214V212H88L89 215H87L86 218H85L86 214H85L84 210L82 211V212H84V216L83 217L87 220L86 223L88 222V219H92L94 216H99L100 218H102V217H106L111 212H114V211L120 212L121 211V209H120L121 207H122V210H123V206L122 205H124V203H122L123 202L122 198L125 197L126 194H122L120 196V201L122 203L121 207L116 202H115V204L113 203L114 204L113 206L110 205V204H107L105 206L106 207L105 208L106 213L104 212V210H102L101 207H102L104 201L107 200V198L106 197H101V198L92 199L93 197L95 198L96 196H100L104 192H107V194H106L107 196L108 195H112V196L113 195H117V194L113 193V190H115V189H113L114 186L112 187L113 183H110L112 177H109ZM201 175H202V173H201ZM217 175H216V177H218ZM62 176H64V175H62ZM70 176L74 177L72 175H70ZM208 176L210 177V175H208ZM104 178L107 179V180H108V178H110V182H107L108 185H105L106 181L104 182V180H103ZM113 178L117 179L114 182H117L120 179L119 177H113ZM198 178H199V175H198ZM203 178H205V177H203ZM229 178H227V179L229 180ZM39 179H40V184L36 183V181H39ZM196 179H194V180H196ZM231 179H234V177L232 176ZM241 179H244V178L242 177ZM263 179H264V171L257 172L255 174V176L252 178L251 182H250L251 185L253 184V186L250 187L251 189L249 187H247L246 190L241 195L238 194V191H237V188L240 185L239 181L237 183L235 182L236 184L234 186L231 184L233 187H231V186L228 187V184H225L226 187H220V186L217 187V185H216L215 187H217V188L214 189L213 191L201 189L204 193H207V195H208L207 196L208 200L206 201V203H205L204 200L201 199V201H202V205L201 206H202L203 211H207L206 213H208L209 209L212 207V206L210 207V205L209 206L206 205L207 202H208V204H213V205L215 204V206L217 204H222V205H224L223 207H227L226 209H230V212H231L230 219L225 221L223 226H220L221 229L223 231H225V232L223 234L219 233V235L221 234L220 236L217 234V236H219V237L213 236L212 238H209V239H205V240H202V241H196V239L194 238L193 234H190L191 232H189L188 229H187V231L189 233H183V232L181 233V231L185 230V229L181 230V228H179V229L171 232L172 237H175L176 236L175 234H178V233L179 234L181 233L180 234V238L182 240H186V239H188L190 237L187 241L192 243L193 248L187 247L185 249V248H183V247L181 248L179 246H178V248L177 247L175 248L174 245H173V247H171L170 244H169L168 248H170V249L173 248L174 249L170 253L169 256L167 254V255H163V257H159V253L153 252L154 256H152V257L150 256L148 261L147 260H143V261H140V262L137 261L135 263L136 264H171L170 260L172 259L173 264H264V225L259 224L260 226L258 225V227L252 228L251 225L247 224L246 220H245V216H248L251 211L255 212V210H256L255 214L257 215V210L260 209L259 206L261 205V203H260V205H257V204H252L250 202H247V200H248L247 197H251L252 193L250 194V191H252V190H254L256 188L258 189V187L260 185V183H258V181L259 180H263ZM207 180H209V179H207ZM216 180H218V178ZM191 182H194V181H191ZM191 182L189 181V183H191ZM211 182H212V180H211ZM220 182H222V181H220ZM223 183H226V182H223ZM212 184H213V182H212ZM60 185L62 186L61 183L58 186H60ZM141 186H142V184L138 183L135 187L139 188ZM205 186H207V184ZM205 186H203V187H205ZM43 187H46V186L44 185ZM116 187H118V186H116ZM209 187H211V186L209 185ZM212 187H214V186H212ZM16 189H21V190L18 191ZM130 189H132V188H130ZM198 189H199V187H198ZM132 190H134V189H132ZM169 190H170V188L166 187V190H165L166 192L164 191L165 194ZM261 190H263V189H261ZM55 191L56 190H54V192ZM42 192H43V190H42ZM196 192H198V191L196 190ZM58 193H57V195H58ZM190 193H192V192H186L185 194L191 195ZM194 193H192V195ZM66 194H68V193H66ZM129 194H131V192H129ZM165 194L160 195L161 198L164 197ZM253 194H256V193L254 192ZM28 195H30V197ZM39 195H41V194H39ZM75 195L73 194V197ZM189 195H187V196H189ZM65 196H67V195H65ZM65 196L63 197L61 195V198L64 199V198H66ZM89 197H91L90 201H89ZM210 197H211V200H210ZM52 199H53V197H52ZM57 199H59V198H57ZM67 199H69V198H66V200ZM135 199L133 198V202H137V201H135ZM263 199H264V197H263ZM43 200L44 199H41V198L37 199V201L41 202V203H42ZM251 200H253V199H251ZM110 201L111 200L108 199V203H111ZM179 201H181V200H178V202ZM69 202H71V201H69ZM186 202H188V201H186ZM194 202L201 203L199 201V199H197L196 201L194 200ZM12 203H14V202L13 201L9 202V204H12ZM60 203H62V202H60ZM130 203H132V201ZM162 203L163 202H161V204ZM180 203H181L180 206L182 207L183 201H181ZM190 203H192V202L190 201ZM71 204H74V203H71ZM192 204H194V203H192ZM75 205H77V204H75ZM75 205H74V207H75ZM99 205H100V208L97 209V206H99ZM66 206H68V205L66 204ZM219 206L217 205L215 207V210H213V212H212L213 214L215 213V211H217L216 209H218L217 207H219ZM196 207L199 208V206H196ZM214 207H213V209H214ZM78 208H80V207H78ZM125 208H126V206L124 207V210H126ZM140 208H139V210H140ZM193 208H191V209H193ZM146 209H143V210H146ZM191 209H189V211H193ZM263 209H264V206H263ZM56 210H59V208L56 209ZM69 210H66V211L68 212ZM72 210L74 212V209H72ZM80 210H81V208H80ZM195 210H196V208H194V211ZM223 210H224V208H223ZM75 211H76V209H75ZM77 211H76V213H77ZM137 211H138V209H137ZM147 211H149V210L147 209ZM203 211H202V214H205V213H203ZM35 212H40L41 214L44 215L45 218H48V217L54 218L53 220H51L52 218L50 219V224H53L52 228H53L54 224L56 223L55 221H57L59 218L63 217L62 215H64L63 213L61 215L58 213V212H60V210L59 211H51V210L48 211V210H46V208L44 210H38V211H35ZM82 212H80V213H82ZM197 212H198V210H197ZM262 212H264V210ZM147 213H149V212H147ZM191 213L192 212H190V214ZM209 213H211V212H209ZM209 213L206 214V215H209ZM219 213L222 216L225 214V212L223 214L220 211H219ZM71 214H73V213H68V215L67 214L66 215L69 216ZM190 214H188V215H190ZM194 214H195V212H194ZM129 215L126 218L125 217L124 218H122V217H118L117 218L116 217V219H113V217H112V219H108L107 218L111 222L115 221L116 224L118 225V226L117 225L116 226H117V228L119 230H124L125 228L128 229L127 232H126L127 235H125L126 238L128 236V238H127L128 242H127V240L123 241L124 238L122 240L120 238V241L119 240L115 241V239H114L115 243H112V244L108 241L110 243L109 245H107V244H105L103 242L104 243V245L102 244L103 247L105 245L106 246L103 249L102 248H100V249H102L101 250L102 251V257L105 258V260H103V261L101 260L104 264H105V262H107V261L109 262L110 260H112V258L114 259V258L119 257V256H121V258H123L122 259L123 262L120 263V264H123L124 262H126L129 257L130 258L133 257V256H134V258L135 257H137V258L138 257L139 258L142 257L144 251L142 252V254L140 253L141 255H139V256L136 255V254L139 253L137 248H139V246H140L139 244L140 243H138L139 246H137V244L132 242V240L131 241L129 240V239H131L132 236L136 237V235L138 234L137 233V234L132 235L133 232H134V230H132V229H134L133 227L137 226V224H135L134 222H137L138 220L136 219V221L133 222V220L135 218L132 219L133 216H129ZM132 215H134V214H132ZM251 215L252 214H250V216ZM262 215L261 216L259 215L260 218H262ZM210 216L212 217V215H210ZM210 216H208V217L210 218ZM83 217H81V218H83ZM75 218H77V217H75ZM193 218H194V216H193ZM67 219H68V217H67ZM77 219H79V218H77ZM191 219H192V217H191ZM201 219H204V218H201ZM243 219H244V223H243ZM31 220H33V219H31ZM209 220H211V218ZM230 220H232L231 222H233L232 225L229 224ZM255 220H258V219H255ZM259 220H261V219H259ZM60 221H61V219H60ZM69 221H70V219H69ZM187 221H188V219H187ZM211 221H213V220H211ZM62 222H63V219H62L61 223ZM76 222L79 223L78 220L74 221V223H76ZM90 222H92V221H90ZM99 222L97 224L98 226H100L99 224H101ZM215 222L219 223L217 221H215ZM96 223L97 222H95V226H97ZM254 223H255V221H254ZM33 224L31 223L32 226H33ZM69 224H71V223H69ZM90 224H92V223H90ZM196 224L197 223H195V225ZM65 225H66V223H65ZM76 225L77 224H75L74 226H76ZM78 225H77V227H78ZM101 225H103V224H101ZM255 225H256V223H255ZM80 226H81V224H80ZM88 226H90V225L88 224ZM95 226H93V227H95ZM207 226H209V225L207 224ZM215 226H216V224H215ZM47 227H50V225L47 226ZM59 227L60 226L58 225L57 229H60ZM81 227H83V226H81ZM71 228H73V227H71ZM96 228H98V227H96ZM210 228H209V230H210ZM47 229H49V228H47ZM94 229L95 228H93V230ZM101 229H102V227H101ZM229 229H230L231 232L228 233L227 230L229 231ZM50 230H48V231H50ZM61 230H60V232H61ZM75 230L72 229L71 231L76 232ZM82 230H83V228L80 229V232ZM85 230H84V232H85ZM89 230L87 229L86 232H88ZM93 230H90V231H93ZM96 230H98V229H96ZM108 230H110V229H108ZM212 230L213 229H211V231ZM215 230H214V232H215ZM48 231H46V232H48ZM67 231L70 232V230H67ZM67 231H65V232H67ZM211 231H210V233H211ZM42 232L43 231H41V233ZM77 233H78V231H77ZM82 233H83V231H82ZM93 233H94V231H93ZM110 233H109V235H110ZM202 234H204V233H202ZM41 235H43V234H41ZM46 235H49V233L48 234L46 233ZM66 235H68V234H66ZM88 235L90 236L91 234H88ZM109 235H107V236H109ZM173 235H175V236H173ZM69 236H71V235H69ZM142 236H144V235H142ZM142 236L140 237L141 239H142ZM148 236H150V235H148ZM114 237H116V236H114ZM145 237H143V238L145 239ZM48 238H50V237H48ZM140 238L139 239L137 238V239L140 240ZM148 238L149 237H146V239H148ZM151 238H153V237H150V239ZM161 238H162V236L160 237V240L157 241L158 246H162L163 245V241H165L163 239H166V238H163V239H161ZM83 240L86 241L85 239H83ZM103 240H106V239H103ZM133 240H135V239L133 238ZM46 241L48 242V239H46ZM68 241H69V239L66 241V243H68ZM96 241H98V240H96ZM143 241L144 240H142V242ZM147 241L148 240H146L143 243L145 244ZM148 242H149L148 244H150L151 241H148ZM152 242H153V240H152ZM66 243H65V245H66ZM154 243H151V244H154ZM184 243L182 242L183 246H184ZM211 243H214V247H209L208 246V244L211 245ZM45 245L47 246V244H45ZM126 245H129L130 248L124 250L125 249L124 247H126ZM203 245H205L207 247L205 248ZM77 247H78V245H77ZM150 247H152V246H150ZM43 248H45V247H43ZM168 248H166L165 250H168ZM71 249H70V252H71ZM87 249H88V247H87ZM146 249L147 248H145L144 250H146ZM49 250H51V248ZM58 250H59V248H58ZM67 250H69V249H67ZM142 250H143V248H142ZM85 251H86V249H85ZM85 251L81 250V252H84V253H85ZM117 251H118V253L116 255ZM120 251H122V252H120ZM147 251H148V249H147ZM73 252L75 253V251H73ZM89 252H90V250H89ZM97 252H99V251H97ZM51 254H52V252H51ZM85 255H86V253H85ZM56 256H58V255H56ZM82 258H83V256H82ZM137 258H135V260ZM43 259H45V258H43ZM212 259L215 260V261H212ZM99 260H100V258H99ZM68 261L70 263H72V264H83V262H81L77 257H74V256H71V258H69ZM86 261H88V260H86ZM90 261H92V260H90ZM112 262L115 263L114 260L111 261V264H112ZM116 263H118V262H116Z\"/></svg>","mask_w":264,"mask_h":264},{"label":"snow or ice","instance_id":"obj_3","mask_svg":"<svg viewBox=\"0 0 264 264\" xmlns=\"http://www.w3.org/2000/svg\"><path fill=\"white\" fill-rule=\"evenodd\" d=\"M79 47H80V50L83 51V52H87L88 51V49L83 44H79ZM33 63H35V62H33ZM206 71H207V69H206ZM239 74L240 73L237 72V75H239ZM173 80H175V76H173ZM212 87H213V89H215V85H213ZM203 91H207V89H204ZM217 99H220V96H219V92L218 91H217ZM220 102L221 103H227L228 102V98L225 97V98L221 99Z\"/></svg>","mask_w":264,"mask_h":264}]
</instances>
